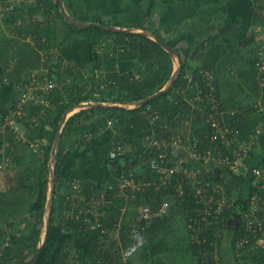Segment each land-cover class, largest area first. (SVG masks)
<instances>
[{
	"label": "rangeland",
	"instance_id": "obj_1",
	"mask_svg": "<svg viewBox=\"0 0 264 264\" xmlns=\"http://www.w3.org/2000/svg\"><path fill=\"white\" fill-rule=\"evenodd\" d=\"M40 1L41 0H11L13 4V10L17 13V15H15L10 12V8L6 7L8 9H5V3L0 0V81H3L2 86L0 85V151L3 153V157L0 160V228L4 233V244H9L10 239L15 233L20 234L23 230H27L28 220L25 218L30 214L29 207L32 206L31 202L36 198V192H34V194H26V204L17 202L16 198H14L15 192L10 187L15 182V180L10 178V175H14L15 168H18L19 172L24 173L25 182L35 186L40 180L39 177L42 173V166L40 167V162L34 161L32 156L44 158L46 148L45 146H48L51 143V141L46 138L39 139L37 137L32 138L30 136L29 129L32 130V127H38V125L35 124L37 119L31 114L25 117H20L18 114L13 116L11 111L9 112V110H12L11 105L13 103V101H10V98H13V100L15 98L18 99L21 92L20 88L23 78L28 76L29 72V70L23 71L22 69H19L18 56L24 50L32 51L34 47L37 46V44L34 42L35 40L33 38L30 39L29 35L24 36L19 33V29L24 24L26 19V9L24 8L31 4H37ZM47 1L44 0V4H48ZM74 1H72V3H74ZM57 2V0L50 1V5L46 7L44 16L41 20L45 23L47 22V19L52 14L50 7L52 6L51 9L53 10V5H55L57 12L56 16L59 20L56 23V28L53 27V29L56 31V35L52 36H59V38H61L67 34L68 28L65 24L66 20L60 15V12H63L61 5H57ZM64 4L67 11L70 12L66 6V2H64ZM227 9L228 7L225 6L212 7V10L210 11L213 12L212 14L214 16L212 15L213 19L212 17L210 18V22H212L210 24H214L213 26L218 27L213 29L209 35L204 33L202 37H199V41L192 46L180 47L179 44L176 45L177 49L179 50L178 52L181 53L182 59L186 62V65L190 64L189 70L187 72L190 86L189 89L185 88L184 90L177 87L172 93L173 96H175V94H182L183 99H188L191 103H193L194 110L204 109L205 112H207L206 108L194 102L195 99L202 100V95L199 93L192 95L196 89L195 86L192 85L191 81L193 80L197 70H199L201 73L205 69L204 62L208 56L206 52L210 47H212V44H214L219 47V56L217 58L214 70L211 72L204 71V74L210 73L209 78L211 83H214L212 80H215V77L217 78L220 85V101L227 105V107L224 105L227 110L222 112V115L224 114L223 117H218V114H209V120L203 119L201 122L197 123L196 126H194L193 123L194 120H196V116L192 115V117L188 119L187 117L184 118V116H181V113H178L180 118L177 126L173 130L174 134H176L175 138L174 136H171L169 140H165L163 143H161L162 148H164L166 151H171L172 157L177 155L178 159L181 158L183 162L187 164L185 168H183L191 172V174L187 175V182L189 185L191 184V188L193 190H198L197 194H199L201 191H206V193L203 195V197H205L207 192H209L211 189L214 192L220 193L221 198L218 199V204H221L222 211L217 212V216L223 213L224 209L226 208V203L228 202V193L234 198H237L240 195L247 196L253 187L252 178L249 180V177L246 175L238 177L235 175L236 173L231 171L232 169L229 170L224 168L227 166L226 164L217 161L221 156H224L223 149L233 153L236 148H240L246 144L244 137L243 139L239 136V133H234V127L231 121L232 118L231 116H228V114H230V112L236 113L237 111L238 113H241L247 110V108H250V111H253V113L248 116L249 120H254L255 116H259V120L264 121V99L261 96H256V94L253 92L254 84L252 83L254 67L259 65L260 73L264 74V70L261 68V66L264 65V20H262L260 16H255L252 18V20L245 22V18L240 15L237 17V19L230 22V20L234 19V17L232 18L229 15V11H227ZM205 13L207 14V12ZM206 18L208 20L209 16ZM69 21L71 22L72 20L69 19ZM185 23L178 24L176 26L179 30L176 31L174 37L181 34V37L187 38V33H185L187 24ZM203 24L204 26L206 25L205 23ZM207 28L209 27L206 26L205 30ZM140 33L143 34L144 32ZM171 37L172 34L168 35L166 39L172 42L173 38ZM212 38H214L215 42L208 44L211 42H208V40H211ZM177 39L179 40L180 37ZM52 41H55V39L50 38L48 35H43L42 43H45L46 48L39 51H42V55L45 57L47 62L46 66H44V69L41 71V73H39L40 76L45 77L46 80L52 79L56 82L57 86H59V88H61L63 91L66 104H71L77 100H81L80 103H89L92 101L97 102L95 106L81 107L73 112L74 114L87 110V113L83 117L78 118L75 123L72 124V126L68 127L71 129V135L68 134V130L66 131V126L65 129H63V135L66 132V137L64 139V150L60 156V160L63 161V172L58 179L57 194L55 195L56 207L61 206L64 210L63 217H60L62 218L61 223H63L64 226L65 224L68 227V225L71 223H79L81 215L83 213L85 214L83 217L86 218L87 228L85 230L86 233L84 234L86 237L85 241H87L88 230H94L98 227L97 222L99 221L100 217L108 218L112 213V211L109 210L110 204L114 202L116 197L121 198L119 190L114 189V185L119 189L120 184H128V182L132 181L131 179L127 178L132 177V173L129 175L130 171H133L136 173V175L141 174V172L144 170V164L150 162L152 159L149 156L150 150L153 149L155 144L160 143V141L156 138L153 139V136H148L142 142V149H145V151L130 155L128 154L133 150V148L131 144L126 143L127 151L121 160L122 162H119L116 165V170L118 171L120 178H118V183H114L110 179L113 166L111 167L108 164H104L102 161V156L99 153V144L108 137L112 136L113 138L111 144L114 145L118 143L115 141L113 135L115 134L116 130L112 123L113 120H109V125L100 128L98 133H94L92 130L90 135H86V132L83 131L86 128L84 124H89V121L93 119H100L103 115L99 110H95L93 112H88V110L101 107L99 102H103L101 100L104 99L108 100V102L114 105L119 104L129 107H136L140 104V102L132 101L129 103H123L117 101L116 98L118 97V91L115 90L113 93H111L112 91L110 82L111 79H113L112 75L105 72L103 67L96 64L93 65L94 63L89 64L85 67V69H79L76 75H62L63 69L60 68L61 66L57 65L60 61L50 59L54 49L52 48ZM102 49H104V47H102ZM173 56L174 65L176 68L178 66V61L177 57L175 55ZM4 58L8 59L6 63ZM191 58L195 59L193 63L189 62V59ZM38 60L41 62L40 58H38ZM131 61H137L136 67L139 65L140 69L144 72L138 77L145 78L150 75L154 69H157L155 65L149 68V64L139 61L138 58H134ZM5 67H7V72H10L9 75H7ZM136 67H134L133 70L135 73L137 71ZM179 68H181V66ZM179 72L180 71H177L176 74H179ZM260 73L258 75L259 78L262 76ZM44 81V78H41V82ZM262 85L264 86L263 80ZM80 87H82L83 90H80ZM162 89H165V86ZM216 89L217 88L215 85V90ZM87 94L90 95L87 96ZM257 103H261V110L258 114L256 113L255 109ZM26 109L28 113L31 111V107H27ZM52 110H55V106L52 108ZM150 111H152V115H154L156 114L155 111H157V109L153 108L152 106H148L146 108V112L149 113ZM44 112L45 110L42 111V113ZM51 115L54 117L56 112H52ZM152 115L149 116L152 117ZM207 122L211 123L212 126L216 128V132L212 137V141H216L218 139L219 142H216V147H211V150L208 151L207 156L203 155L201 158H196L194 155V147L193 145L189 144H198L199 140L197 137H193L192 132L194 127L205 126V123ZM42 125L44 128H47V123H42ZM81 127H83V129ZM91 127L92 126H90V128ZM183 131H185L187 134L185 138L180 136V134L182 135ZM36 134H38V131ZM30 142H40V150H33L30 147ZM113 145H111V147ZM8 148L11 149L10 152L13 151L14 153H9ZM183 149L186 151H183ZM254 150L255 162L258 163L259 159L264 158V146L258 148L256 147L253 149V151ZM20 152L22 155H24V161L21 165H19L17 160H15V155L19 154ZM69 152L71 155L69 157H65L66 153ZM189 153L194 156L191 158ZM51 155L47 160L48 170L44 173L45 177L47 176L49 179L47 188L48 194L51 190V167L55 161ZM59 155L60 154L58 152V162ZM8 157L11 158L10 161H8ZM6 161H8V164L5 163ZM175 161L176 159H172V162ZM178 169H181V167L178 166ZM218 170H226L222 174V177L226 183L225 185L216 181L218 178ZM208 173L212 179L211 177L210 179L207 178ZM133 177L134 185L137 190L138 187H141L140 180L137 181L136 176ZM79 180H85L91 183L88 185V190H93L91 193L92 196L90 198L87 196L85 185L82 186L81 184L77 188L74 186V182ZM180 180L182 182V179ZM124 188L126 190H130L131 186L127 185ZM160 189L161 187L158 190ZM109 190L114 191L109 192ZM108 193H112L110 199H106ZM66 194L72 195L69 198L65 196ZM133 200L134 199H130L128 202H124L120 209V220H122V223L118 222L119 224L114 228L105 227L103 229V235H101L98 239L100 244L96 250V253L101 252V254H110L109 256H112L113 264H141V250L135 256H133L134 258L132 257L130 259H125L122 253L125 247L124 238L122 236L123 224L124 222L127 223L129 225L128 227L134 224V218H131V216H135L136 213V210L133 209L134 206L131 205V201ZM168 200L172 202V205L176 204L175 198L171 197V199ZM27 201H30L31 204L27 203ZM49 208L50 206L48 205L47 201V212L44 219L45 221ZM89 213H91L90 216H87ZM217 218V223H220V217ZM158 220L161 221L162 219L159 218ZM187 221L188 216L182 212V207L176 208L174 206L173 211L170 214L169 221L162 228L158 236L160 238V235H167V241L170 242V245L172 246V248L170 247V250L176 251L175 255L177 257H183L181 258L183 264H186L185 261H189L190 258L192 259V255L189 250L177 251L181 247H186L189 242V234L188 236L184 235L187 234V224L185 225ZM106 223L108 225L109 220H107ZM208 224L211 225V223ZM70 228L69 230H73ZM221 232L224 234V240L220 246H217L219 250H216L219 253L215 254V259L213 262L217 261L218 264H237V262H239V264H251L249 263L250 260H247L248 258L241 260L239 259L240 261L235 259V248L232 246V239L235 231H232V228L224 226L221 228ZM43 238L44 235L41 233L37 247L39 244H41ZM148 238L149 237L146 234V242L148 241ZM179 238L182 239L181 243H179ZM78 246L79 245L77 244L76 240L72 241V244L68 245L66 250L67 257L61 264H93V257L91 255H83V250ZM240 248L238 249L243 255L245 252L257 251L261 247L257 248L255 245H251ZM101 260H103V262L105 261L102 258ZM192 261L196 262L195 260ZM7 264L10 263L8 262Z\"/></svg>",
	"mask_w": 264,
	"mask_h": 264
},
{
	"label": "trees",
	"instance_id": "obj_2",
	"mask_svg": "<svg viewBox=\"0 0 264 264\" xmlns=\"http://www.w3.org/2000/svg\"><path fill=\"white\" fill-rule=\"evenodd\" d=\"M3 3H5V9L10 8V12L17 15V13L13 10V4L11 0H2ZM16 1V0H13ZM51 0L47 1L48 4H40L35 3L31 4L24 9H26V19L24 24L19 29V33L24 36H28L30 34L35 35L36 37H33L35 40V44H37L36 47L32 51H23L18 55V67L19 69H22L23 71H26L28 68H34L37 66L36 63H38V58H40V51L42 49L46 48L45 43L40 44V41L43 40V35L51 36L54 39V36L56 35V31L53 29V26L51 22H48L44 25L41 24L40 16H44L45 8L50 5ZM57 5L60 4L59 0H57ZM72 1L74 0H65L66 6L69 9L70 15L80 21H88V17L79 16L76 13L72 12ZM155 2L156 0H153L149 8L147 9V15L146 18H149L152 14V12L155 10ZM258 3L257 0H255L254 4ZM8 7V8H6ZM256 7L258 10H256ZM198 10V9H197ZM195 9V12L192 14V16L197 15L199 11ZM254 11L256 13L255 16H260L264 20V16H261V13L258 11L264 12V6L261 4H256L254 6ZM201 12V11H200ZM260 14V15H259ZM60 15L62 18H64L65 24L68 28L67 34L64 36V40H69L73 35L75 34H84L86 36H89L91 39L93 49L95 51L96 45L99 44L101 41L105 40V35H114V46L118 45H125L131 52H136L137 57L142 62H145L146 64H149V68L151 66L155 65L157 69H154L150 75L147 77H136L132 75L125 74L121 77H117L113 80H111V93H113L115 90L118 91V97L116 98L117 101L123 102V103H129L132 101L141 102L136 107H129L126 105H107V106H101L97 109H90L88 112H93L95 110H99L102 112V116L100 119H93L89 121V124H84L86 126L83 130L86 132V134H89L92 130L93 132H99V129L103 126L109 125V120H113V125L115 126V134L114 138L115 141L118 143L116 144H122L126 145V143L131 144L133 150L129 152L130 154H135L138 152H144L145 149H142V142L144 139H146L148 136L152 137L153 139L156 138L160 141L159 144L163 143L165 140H169L171 136L175 138L176 134H174L173 130L177 126V123L179 119L176 120V117L178 113H181V116L187 117L190 119L192 115L196 116V120H194V126H196L197 123L201 122V120H205L209 118V114H218V117H223L222 115L223 111H226L227 107L226 104H224L221 99L220 95V85L218 83L217 78L215 77V80H212L214 83L210 82V73L204 74V71H213L215 64L217 62V58L219 56V47L212 44L214 43V38H212L210 43L212 44V47L208 49L206 52L207 59H205V69L200 73L199 70L195 72V76L193 80L191 81L192 85L195 86L196 91L192 93V95H195V93H199L202 95V100L195 99L194 102L201 105L202 107L206 108L207 112H205L204 109L202 110H194L193 109V103H191L188 99H183L182 94H175L173 96V90L175 88H179L184 90L189 89L190 81L187 76V72L189 70V65H186V62L182 59L181 53H179L176 45L177 43L174 41H168L164 36V34H161V28H163L164 25H162L159 29L160 32H157L156 34L166 41L169 45L172 47H176V51L179 53L180 58L182 59L181 68L179 69V74L175 77V82L170 85L167 90L162 93L160 97L157 99H154L152 101H147V98L160 91L162 87L169 84V80L172 77L173 74V55L168 53L166 49L159 44L156 40L148 36L147 34H141L133 31H123V30H114L111 31L107 29L106 27L110 25H106L100 18H97L94 21L96 25H76L74 23H71L69 20H67L64 17V13L60 12ZM191 16V15H190ZM15 18V17H14ZM186 17L182 18L185 19ZM16 19V18H15ZM174 22H172L173 24ZM182 23V22H181ZM179 24V23H178ZM176 24V26L178 25ZM139 26V25H138ZM139 27L143 29H147V27H144L143 25H140ZM54 35V36H52ZM50 37V38H51ZM197 34L194 35V40L191 42L190 45H193L197 43L199 40L196 39ZM197 40V41H196ZM111 45V44H108ZM31 48V47H30ZM27 50V49H26ZM109 53V52H108ZM99 55H97V60L93 65L101 64L103 61L99 59ZM109 55V54H108ZM1 57V56H0ZM5 63L8 61V59L4 58ZM195 61L194 58L189 59L190 63H193ZM55 65V64H54ZM58 66H61V63L57 64ZM89 65V64H88ZM154 66V67H155ZM7 67H5V71L7 75L10 74V72H7ZM61 68V67H60ZM85 68V67H84ZM62 75L73 76L76 75L79 71V69H74L73 67L67 65L62 68ZM259 65L257 67H254V74L252 76V83L254 84V93L256 96H261L264 99V86L262 85V80L264 81V74L260 73ZM140 74H143L144 72L142 70L139 71ZM259 73L262 75L260 78L258 77ZM3 81H0V85L2 86ZM216 85V90H215ZM80 90H83L82 87H80ZM21 94V92H20ZM90 94H87L89 96ZM190 95V94H189ZM46 99H48L54 106L55 110L47 109L45 110V113L43 114L41 112V109L45 108L44 105L35 104L31 106V110L33 111L32 114L39 115V117H36L35 124L38 125V127H32V130H30V136L32 138H39V139H48L51 141L50 145L45 146V156L44 158H40L37 156H32L34 161L40 162L41 169V175L39 182L33 186L29 183L25 182V176L23 172H19L18 168H15V173L13 175L15 182L10 186L11 189L15 192L14 198H16V201L22 204H26V194H34L36 192V198L34 201H32V206L29 207L30 214L26 216V220H28L27 223V230H23L20 234L15 233L13 237L10 239L9 244H4V233L3 230L0 228V264H7L8 262L10 264H28L31 257L33 256L34 252L37 250V245L39 242L40 234L42 233L44 235V232H46V224H45V214H46V202L48 199V193L47 188L49 184L48 177L44 175L45 172H47V160L49 156L51 155L53 143L57 135L58 128L60 126V122L63 118L64 113L72 106L77 105L81 102V100H77L75 102H72L71 104H66L63 96V91L60 89H54L52 93L47 95ZM10 101H13L12 107L17 106L16 101L17 98L13 100V98H10ZM105 103H109L108 100L104 99L101 100ZM242 103V101H241ZM261 103H257L255 109L256 113L258 114L261 110ZM225 105V106H224ZM241 105V104H240ZM239 105V106H240ZM148 106H152L153 108L157 109L156 114L152 115V111L149 113L146 112V108ZM235 107V106H233ZM241 109V108H238ZM252 109V108H251ZM56 112V115L52 117V112ZM31 113V111H30ZM87 113V110L83 112L74 113L69 117V119L66 122V131L68 130V134H72L70 131L71 129L68 128L72 126L75 121L83 117ZM253 111H250V108H247L244 112L238 113V111L235 114H228V116H231L232 123L234 127V131L239 133V136L241 138H247L248 135L255 131L257 126L264 124V121L259 120V116H255V119H248V116L251 115ZM28 113H26L27 115ZM31 114V115H32ZM149 115H152L149 116ZM25 117V115H24ZM204 117V118H203ZM179 118V117H177ZM154 119V120H153ZM163 119V120H162ZM42 123H47V128H44ZM167 123L168 125H166ZM90 126H92L90 128ZM83 129V127H81ZM65 129V127H64ZM216 128L212 126L211 123L207 122L205 123V126L201 127H194V130L192 132L193 137L198 138V144L196 148L201 152V154L206 155L208 154V151L211 150V147H216V142H219L217 139L216 141H212V137L215 134ZM38 131V134H36ZM67 134V135H68ZM183 137H186V132H182ZM66 132L64 133L61 141H60V147H59V162L56 169V185L54 193L57 194V182L60 178L61 173L63 172V161L60 160L61 153H63L64 150V142H65ZM243 138V139H244ZM15 139V138H14ZM194 139V138H193ZM113 138L112 136L108 137L106 140L101 142L99 144V153L102 156V161L104 164H108L112 167L113 162L115 160L119 159V162L121 163L122 158L118 159H111L108 157L109 149L111 147V144ZM196 142L195 140H193ZM193 142V143H194ZM115 145V144H114ZM113 145V146H114ZM264 146V134L260 136L259 140L256 142V144L253 145L252 150L249 152L251 155V161L255 162V150L254 148L263 147ZM141 147V148H140ZM112 148V147H111ZM159 147V145L153 146V149L150 150V157L151 158H159V154L162 151ZM9 153L10 152V148ZM163 151L166 153V157H170V159H178V156H173L171 154V151H166L164 148H162ZM223 153H228L227 150L223 149ZM36 155V154H33ZM71 154L66 153L65 157H69ZM3 157V153L0 151V160ZM16 158V159H15ZM15 160L19 163V165L22 164L24 161V156L20 152L19 154L15 155ZM42 160V162H41ZM261 165H264V159L261 160ZM259 164V163H258ZM170 166L173 165L171 162L169 164ZM226 170H223L222 172H218V178L216 179L217 182L223 183L224 185L225 180L222 177L223 172ZM136 176L137 181L144 180L147 182L153 181L155 178L159 180L160 182L163 180V173L157 172L155 169H153L150 166V163L144 164V170L141 172V174L136 175L133 171L129 172V175ZM236 176L239 175L242 176V174H235ZM11 176V175H10ZM118 176L119 173L116 170V166L113 165L112 172L110 174V179L114 183H118ZM11 177V178H13ZM181 177L180 173H177L174 175V180L171 184H164L162 185L160 190L156 189V185L150 184L148 186L143 187L142 189H139V191H135L137 194V198L134 199L131 202L132 206H140L143 203H151L153 209H157V207L166 199L175 198L176 204L171 206V212L173 211V207L176 208L182 207V212L188 216V223H196V227L200 230L198 234V240L205 241L203 245L204 247H199L197 245H194L188 242V245L186 247H181L177 251L180 250H190L191 253H193V260H199L197 258L198 250L204 249L205 255L204 257L210 260V262L214 261L216 252L219 253L216 249H218L217 246H220L224 240V235L221 233L220 230L222 227H228L227 226V220L228 218L237 212L243 213V211L248 207V195L244 196H238L237 198H233L229 193L227 194V200L226 208L224 209L223 213L219 214L217 216V208H218V199L221 198L220 193L214 192L212 189L207 192V195L203 197V195L206 193V191H201V195L197 196L195 193V190L191 188V184L189 185L187 182V178L184 179V186H183V192L177 191V188H175V183H178L179 179ZM210 174H207V178L210 179ZM212 179V177H211ZM86 190H87V196L90 198L92 196V191L88 190V185L91 183L87 181H83ZM73 184V183H72ZM71 186V184H70ZM69 186V188H70ZM95 187V186H94ZM114 189L118 190V187L114 185ZM255 190V188L251 189V193ZM113 192L114 190H109V192ZM249 194V193H248ZM54 195V206L52 208V214H51V225L49 228V233L47 237V242L41 252V255L38 259L37 264H61L64 259L67 257V247L68 245L72 244V241L77 242L79 245L78 247L83 250L82 254L85 256L91 255L94 259L93 264H113L112 256L110 257V254H101V252L96 253V250L100 244L98 241L99 237L103 235L104 231L103 229L105 227L108 228H114L116 225H118L122 220H120L121 216V207L123 206L124 202H126V199L124 196L120 195L121 198L116 197L114 202L110 204L109 210L112 211L110 216L108 218L100 217L98 223V227L94 230H88L87 236L88 240L85 241V230L87 228L86 225V218L83 217L85 215L84 213L81 215V218L79 220V223H74L68 225V227L63 225L61 223L62 218L64 215V210L61 206L56 207L55 204V197ZM72 194H66L65 196L69 197ZM112 196V193H108V196L106 199H110ZM145 200V201H144ZM69 201V200H68ZM27 203L31 204L30 201ZM181 211V210H180ZM91 213H89L87 216H90ZM224 216V218H223ZM220 217L221 222H218V218ZM85 218V219H84ZM161 218V217H160ZM159 219V218H158ZM158 219L154 220V224L152 223L150 226L143 229L144 234L148 235V241L145 243V245L140 249V260L141 264H183V261L181 258L182 256H176L173 251H171L169 254H166L169 245L167 244V235H163L160 238L159 233L161 232L162 228L165 226V222L161 223V226L159 225V222L164 221L162 219L159 221ZM109 220V224L107 225L106 221ZM120 220V221H119ZM159 221V222H158ZM119 222V223H118ZM122 223V222H121ZM208 223H211L208 224ZM129 225L124 222L123 224V232L122 236L124 238V246H126L131 240L129 239V232H125V230ZM71 227V228H70ZM73 229V230H69ZM192 233V230H190V234ZM92 234V235H90ZM189 233L184 234L188 236ZM245 235V228L242 227L241 229H236L235 234L233 235L232 239V246L235 248L234 253L236 255L237 260L248 258L247 260H250L249 263L251 264H264V245L261 246V248L257 251H250L245 252V254H241V251L238 249V241L242 239V236ZM264 236V233H263ZM182 239L179 238V243H181ZM254 242V239H252L251 243L249 245H252ZM177 243V244H179ZM172 248V246L170 245ZM217 247V248H216ZM139 250V251H140ZM219 250V249H218ZM138 251V252H139ZM176 252V251H175ZM196 257V258H195ZM104 259L105 261L103 262ZM101 260V261H100ZM239 260V261H240ZM239 264V262H237ZM248 264V263H245Z\"/></svg>",
	"mask_w": 264,
	"mask_h": 264
},
{
	"label": "crops",
	"instance_id": "obj_3",
	"mask_svg": "<svg viewBox=\"0 0 264 264\" xmlns=\"http://www.w3.org/2000/svg\"><path fill=\"white\" fill-rule=\"evenodd\" d=\"M43 1L44 0H41L40 4L41 3L44 4ZM51 1H54V0H51ZM152 2L153 0H75L74 3H71L72 5L71 11L77 12L76 14L79 16L88 17L89 20L85 22L94 23V21L92 20H96L97 18H100L106 25L114 26L117 29L126 30L128 28H141L139 26L143 25L144 27H147L146 30H150L151 32L154 31V33L156 34L157 32H160L159 28L162 25H164L163 28H161L160 33L164 34L165 37H168V35L172 34L171 38H173V41L179 44L180 47H185V46H192L190 45V41L192 42L194 40L195 34H197L196 39L199 40V37H202L204 33L209 35L213 31V29L218 27V26H213L214 24H210L212 23L210 22V18L213 15L212 14L213 12L210 11L212 10V7H216V6L228 7L227 11H229V15L232 18L234 17V19H231L230 22L237 19V17H239L240 15H242L245 18V22H248V20H252V18L255 17L256 15L254 11V6H256V4L257 5L261 4L264 6V0H257L258 3L256 4H254L255 0H156L155 5H154L156 7L155 10L152 12L149 18H146L147 9L149 8ZM51 7H50V11L52 12V14L47 19L46 23L51 22L53 27L56 28V23L59 20L58 17L56 16V13H57L55 9L56 6L53 5V8H54L53 10L51 9ZM195 9L196 10L198 9L197 11L199 12L197 15L192 16V14L195 12ZM256 10H258L257 7H256ZM205 12H207V14ZM259 12L261 13V16L263 17L264 12L258 11V13ZM207 16H209L208 20L206 18ZM184 17L186 18L183 19V21H181L182 18ZM39 18H40V21H42L41 19L43 18V16H40ZM172 22L174 23L172 24ZM181 22L182 23L186 22L185 24H187V27L185 30V33H187V38L181 37L180 36L181 34L179 36L174 37V35L176 34V31L179 30L176 27V24L178 23L182 24ZM44 23L45 22L43 21L41 22L42 25H44ZM203 23H205L206 25L204 26ZM206 26L209 28L205 30ZM133 32H138V31H133ZM33 37H36V36L33 34L29 35L30 39H32ZM150 37L153 38L152 36ZM178 37H180L179 40L177 39ZM64 38L65 37L59 38V36L54 37L55 41H52L53 43L52 48L54 49H53V53L51 54V58H50L52 60L60 61L59 64L61 63V68H64V66L69 65L76 70L85 69L84 67L88 66V64L96 62L98 58L97 55L100 54L99 59L103 61V63H101L100 65L99 64L97 65L103 67L105 72L110 73L113 79L117 77H121L125 74L136 76V77L140 76L139 71L141 69L139 65L136 67L137 61H134V62L131 61L134 58H138L136 52H131L125 45L114 46V43H113L115 40L114 35L112 34L105 35L104 38L106 39L96 45L95 51L93 49V45H92V42L89 36L79 33V34L73 35L69 40H64ZM40 44H42L41 41H40ZM108 44H111V45H108ZM102 47H104V49H102ZM40 57H41V62L39 61L38 63H36L37 66H35L34 68L27 69L29 70L28 76L23 78L21 87L23 86L24 92L32 88L31 93H36L37 91L38 93H41V92L44 93V95L41 96L39 101H34V99H32L22 104L21 94H20L16 101L17 106L12 107L11 105L12 110H9V112L11 111V114L13 116L16 115L14 114V112L16 111V109L20 108V106L23 107V109H25L26 113H28L26 108L31 107L32 105H35V104L45 106V108L41 109V112L47 109H51V107L52 108L54 107V105L48 99H46V97L47 95L52 93L54 89H57V88L60 89L59 86H57L56 82L54 81L55 87L52 90L46 91V92H43V90L38 91L41 88V86L46 85L48 80H52V79L46 80L45 77L40 76V75H38V77L35 79L33 78V70L40 71L41 73V71L44 69V66H46L47 61L45 60V57H43L42 51L40 52ZM173 63H174V59H173ZM134 67H136V70H137L136 73L133 72ZM176 69L177 67L175 68V65H174L173 73L175 72ZM41 78H44L45 81L41 82ZM166 86L168 85H165V87ZM162 88L160 90H162ZM32 112H33L32 110H31V113L29 111V113L25 116L32 114ZM35 114L34 115L32 114V116L35 118L39 117V115H35ZM177 117L180 118V115L178 114ZM177 117H176V120L179 119ZM8 158H9L8 161H10L11 158L10 157ZM262 159L264 158H261L258 161L261 162ZM8 161H6L5 163L8 164ZM242 175L244 176L246 175L247 177H249L248 178L249 180L251 178L249 174H242ZM11 177H13V175H11ZM118 178H120V176H118ZM12 179H14V177ZM83 181L84 180L75 181L74 186L78 187L81 184L83 186L84 185ZM136 191H139V189L137 188ZM135 195L136 196L133 199L137 198L136 193ZM147 203H143L140 206L147 204ZM148 204L151 205V203H148ZM161 204L157 207V209H159ZM140 206L138 207L135 206L133 208L136 210V213H135V216H131V218H134V224L131 227L138 226L143 231V229L150 226L152 223L154 224L153 221L160 217L164 219V221H161V222L158 221L160 226H161V223H164V222L167 223L169 221V217L171 214V211H170L171 208L168 211V213L157 215L152 220H149L148 222H146L144 226H141L142 219L139 218ZM157 209H154V210H157ZM186 224H187L186 230H187V233H189V237H190V239L188 240L189 243L193 244V246L197 245L199 247H204L205 245L202 246V244H204L205 241L203 242L201 240H198V234L200 230L196 227V223L186 222L185 225ZM120 227H121V224H120ZM131 227L125 230V232H127V230L129 232V238L126 239L128 241L129 239L131 240V233H130ZM190 230H192L191 234H190ZM233 230L236 231L235 228H232V231ZM221 233L223 234V232H221L220 230V234ZM167 244L169 245V249L166 254H169L171 252L170 242H167ZM173 252L175 254V251ZM205 253L207 252H205L204 249L203 250L199 249L198 254L196 255L199 260H195L197 263L192 261L193 260V257H192V259L190 258L189 261H185L186 264H213L214 262L212 261L210 262V260L204 257ZM136 254H134L133 256H135ZM191 255L193 256V253H191Z\"/></svg>",
	"mask_w": 264,
	"mask_h": 264
},
{
	"label": "built area",
	"instance_id": "obj_4",
	"mask_svg": "<svg viewBox=\"0 0 264 264\" xmlns=\"http://www.w3.org/2000/svg\"><path fill=\"white\" fill-rule=\"evenodd\" d=\"M261 68L264 70V65L261 66ZM40 71H34L33 70V78H37ZM55 87V82L52 80H48L46 85L41 86V88L38 91L43 90V92L50 91ZM37 89V88H36ZM31 89L24 92L23 86L20 88L21 93V103L24 104L25 102H28L32 99L34 101H39L41 96L44 95V93H31ZM14 114H18L20 117L26 115L25 109L20 106V108L16 109ZM231 114H235L231 112ZM210 118H208L209 120ZM234 131V129H233ZM234 133H236L234 131ZM264 134V124L257 126L255 131L251 132L244 141H246V144L240 148H236L235 151L224 153V156H221L219 160L223 164H226L227 166L224 167L225 169H229L233 171L236 174H249L252 178L253 187L255 190L248 194V207L243 211V227L245 228V235L242 236V239L238 241V248L245 247V246H251L249 245L254 239V242L252 245L256 246L257 248L264 245V165H261V162H252L251 161V155L249 152L252 150V147L256 142L259 140L260 136ZM86 135H90L86 134ZM180 136H183V134ZM187 136V135H186ZM184 138V137H183ZM159 145V147H162V144H155ZM193 145L195 150V157L201 158L203 154L196 148L197 144H189ZM30 147L38 151L40 150V142H30ZM187 148V147H186ZM162 151L159 154V158H152L150 163V166L155 169L159 173H163V180L160 182L156 178L151 181L147 182L144 180H140L141 187H138V189H142L145 186H148L150 184L156 185V189L158 190L162 185L164 184H171L174 180V175L177 173L181 174L180 179L178 183H175V188H177V191L183 192V186H184V179L187 178L188 174H191L189 170L183 169L187 165L181 158L177 159L175 162H172L170 157H166L165 151H163L162 148H160ZM126 145L122 144H115L112 146V148L109 151L108 157L111 159H118L124 157L126 153ZM183 151H186L183 149ZM210 151V150H209ZM172 154V153H171ZM193 155V156H194ZM206 154L205 156H207ZM177 156V155H176ZM188 156V152H187ZM189 156L192 158L193 156L189 153ZM194 159V158H193ZM173 163V165H169L170 163ZM178 166L181 167V169H178ZM131 179L132 181L120 184L119 186V194L124 196L126 201L128 202L130 199L135 198V185H134V177H127ZM130 185V190H126L124 187ZM77 188V187H76ZM197 196L201 195V192L199 194L197 189H194ZM172 206V202L168 199L164 200L159 207V209L154 210L150 204H144L140 206V216L139 218L142 220H145V223L149 220H152L157 215L166 214L170 210ZM221 204H218V208L216 212H221ZM98 225V224H97ZM131 233V242H129L123 249V257L125 259H130L134 254H136L146 243V235L143 233L142 229L138 226H133L130 229ZM241 249V248H240ZM213 264H218L217 261H215Z\"/></svg>",
	"mask_w": 264,
	"mask_h": 264
},
{
	"label": "water",
	"instance_id": "obj_5",
	"mask_svg": "<svg viewBox=\"0 0 264 264\" xmlns=\"http://www.w3.org/2000/svg\"><path fill=\"white\" fill-rule=\"evenodd\" d=\"M64 2H65V0H60L61 9H62V11L64 13V16H65V18L67 20L71 19L72 20L71 22L76 24V25H79V24H82V25H96L95 23H88V22L78 21V20L74 19L70 15V13L67 11V9L65 8ZM106 28L111 30V31H114V30H123L124 31V29H117L114 26H108ZM127 30L128 31H138L137 33L144 32L143 34H148V35L152 36L153 39L156 40L157 42H159V44H161L166 49V51L168 53H170L171 55H175L177 57L178 66H177V69L175 70V72L173 73L172 78L170 79V82H169L168 86H166L165 89H162V90L150 95L147 98V101H152V100L157 99L158 97H160L162 95V93H164L167 90V88L174 82V79L176 77V73H177V71H179L178 69H180L179 67L182 64V59L180 58L179 53L176 51V49L174 47L169 45L166 41L161 39L154 32H151L150 30H146V29H143V28H128L125 31H127ZM96 103L97 102L92 101V102H89V103H79V104H77V105H75L73 107H70L64 113L63 118H62V120L60 122V126L58 128L57 135H56V138H55L54 143H53L52 155H51L55 161H54L53 166L51 167V177H50L51 190H50V192L48 194V199H47L48 205L50 206V208H49L48 215H47L46 221H45L46 232H44V238H43L41 244H39L37 250L34 252V254L31 257V259L28 262V264H37L38 259H39L40 255H41V252H42V250H43V248H44V246H45V244L47 242L49 228H50V225H51V214H52V208H53L52 206H53L54 195H55L54 190H55V183H56V168H57V162H58L59 143H60V140L62 139L63 129H64L65 125H66V122H67L68 118L71 115H73V112L76 109L81 108V107L95 106ZM99 103H100L101 106L114 105V104H111L110 102L109 103L99 102ZM140 104H141V102H140ZM115 105H118V104H115ZM118 163H119V160H115L113 162V165L116 166ZM218 172H222V170H218ZM243 220H244V218H243V215H242L241 212L234 213L228 218L227 226L230 227V228L241 229L243 227ZM144 225H145V220H142L141 221V226H144Z\"/></svg>",
	"mask_w": 264,
	"mask_h": 264
}]
</instances>
